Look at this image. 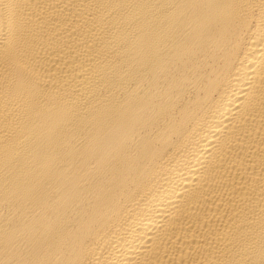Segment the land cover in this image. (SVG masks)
Instances as JSON below:
<instances>
[{
  "label": "bare ground",
  "instance_id": "1",
  "mask_svg": "<svg viewBox=\"0 0 264 264\" xmlns=\"http://www.w3.org/2000/svg\"><path fill=\"white\" fill-rule=\"evenodd\" d=\"M0 264H264V0H0Z\"/></svg>",
  "mask_w": 264,
  "mask_h": 264
}]
</instances>
